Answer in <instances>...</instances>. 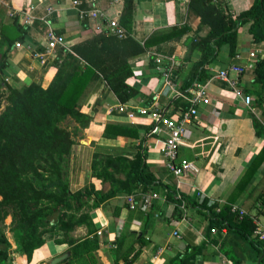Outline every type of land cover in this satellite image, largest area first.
I'll list each match as a JSON object with an SVG mask.
<instances>
[{"label":"crops","instance_id":"crops-1","mask_svg":"<svg viewBox=\"0 0 264 264\" xmlns=\"http://www.w3.org/2000/svg\"><path fill=\"white\" fill-rule=\"evenodd\" d=\"M222 1L233 16L248 9L253 3V0ZM81 2L84 7L82 9L97 8L102 16L84 22L69 0H0V34L7 25H11L14 16L18 23L22 22L29 4L34 7L30 14L31 26L23 41H15L8 47L0 36V62L5 63L0 75L11 87L20 88L34 81H40L45 87L51 81L54 73L52 64L56 57H49L44 64L32 58L33 51L45 45L48 29L62 35L65 45L71 49L105 32L111 20L119 19L123 8L122 0ZM180 27L185 30L167 41H157ZM198 27L199 18L189 6V0H136L129 34L133 42L126 44L121 55L134 52L140 46L145 48L143 53L127 60L132 75L126 82L139 91V97L120 104L103 80L92 81L79 100L82 111L91 118L88 126L76 132L77 124L71 119L67 120V129L73 132L74 141L68 167L70 192L78 191L86 184L94 152H122L129 150L126 148L131 143L135 146L139 143L126 137L103 138L107 124L138 129L139 138H143V147L147 149L148 170L156 177L157 185L151 192L148 191L155 195L150 205L136 199L134 209H120L118 216H115L112 208L122 207L125 196L121 195L91 210L97 233H101L99 238L102 243L96 252L97 264H112L107 252L108 245L126 232L139 233L144 237L141 248L138 244L134 245V250H139V254L131 264H171V260L183 254L187 248L203 243V252L191 264H224L229 260L221 248L232 249L240 264H259L252 246L239 240L233 233L226 235L224 229L220 232L225 241L223 246L219 245L222 241L220 239H217L219 244L211 242V233H207L210 237L207 240L205 232L208 218L204 211H198L184 201L176 205L167 200L166 186H170L178 199L181 195L190 198L201 196L219 205L227 203L263 144V139L254 135L251 117H255L264 126V69L261 77L254 72L255 62L264 61V44H254L248 33V25H244L239 29L236 58H228L224 46L210 65V77L205 84L211 105H198L196 118L186 126L177 158L179 162L185 161L191 167L179 177L166 169L162 155L166 130L151 110L156 108L161 115L170 117H177L181 112V108L174 109L167 102L177 94L175 80L178 73L186 76L188 69L200 58V54L195 51L187 58L191 40L197 34L205 36L208 33V27ZM150 41L153 43L150 44ZM250 53H254V57H250ZM155 58L161 59V64H156L153 61ZM163 62H167V69L162 66ZM230 65L244 68L241 74L230 73L228 78L243 86L244 95L251 97L249 106L235 95L228 82L219 77V73ZM164 74H168L172 80V88L163 79ZM141 108L147 109L149 113L141 115L138 112ZM129 112H133L134 118L127 116ZM157 127L159 131L155 132ZM261 193H264V164L259 167L246 190L233 197L231 202L232 207L249 215L254 224L264 228V207L260 206L259 199ZM175 207L179 210V217L173 216ZM85 234L84 227L72 233L75 238ZM61 238L62 233L59 231L47 233L44 245L33 252L29 264H48L51 259L67 251L66 245L55 243ZM126 242L130 243V240ZM13 262L10 259L7 264ZM119 264H123L122 259Z\"/></svg>","mask_w":264,"mask_h":264},{"label":"trees","instance_id":"trees-1","mask_svg":"<svg viewBox=\"0 0 264 264\" xmlns=\"http://www.w3.org/2000/svg\"><path fill=\"white\" fill-rule=\"evenodd\" d=\"M122 1L118 22L127 31V36L118 39L103 32L71 47L68 52L58 49L52 64L54 73L47 86L34 81L27 86L13 88L0 75V264H7L10 259L14 260L13 264H29L33 252L44 245V236L54 231L62 233V238L55 243L66 245L70 251V257L60 264H97L96 252L102 242L91 218V210L121 195L151 192L157 185L156 177L148 170L147 149L143 147L138 129L107 124L103 138L126 137L139 143L136 146L131 143L126 148L131 152H94L86 184L75 192L68 188L69 159L74 141L73 132L62 124L71 119L77 124L76 132L88 126L91 118L79 105L88 84L103 80L120 104L140 95L126 82L132 75L127 60L143 53L145 48L140 46L134 52L121 55L126 44L133 42L129 34L136 0ZM189 6L199 18L198 28L204 26L209 30L205 36L197 34L188 44L187 58L193 51L198 52L200 58L188 69L186 76L178 73L176 90L183 96H189L188 91L196 82L205 83L209 79L210 65L222 47L227 48L228 58H236L242 26L248 25L254 44H264V0H253L252 5L237 16L229 12L222 0H189ZM30 26V23H18L14 16L11 25L1 32V39L10 47L15 41H23ZM10 27H14L15 36L10 35ZM184 30L177 28L157 41H167ZM4 65L0 62V72ZM162 66L167 69V62ZM263 69L264 61L255 62L256 76L261 77ZM183 96L176 94L167 104L171 103L174 109L186 110L189 104ZM251 124L254 135L263 139V144L236 184L232 198L246 190L264 164V126L255 117H251ZM166 187L168 201L176 205L184 201L186 205L206 213L207 240L210 239L207 233H211V242L219 244L217 239H220L219 245L223 246L225 241L220 232L224 229L226 235L233 233L239 240L248 242L259 264H264V241L253 238L255 224L249 215L233 210L232 198L223 205L201 196L190 198L181 195L178 199L175 191L170 186ZM259 199L260 206L264 207V193L259 195ZM118 207L112 208L115 216L120 209H129L125 199L122 207ZM174 215L179 217L177 207ZM7 218H10L8 235L2 227ZM79 227H84L86 234L75 238L72 233ZM135 244L141 248L144 237L132 232L123 233L110 243L107 252L112 264H119L121 259L123 264H131L139 254V250H134ZM204 247L203 243L187 248L183 254L175 256L171 264L194 263ZM221 251L230 264H240L232 249L221 248ZM130 254L132 256L128 258Z\"/></svg>","mask_w":264,"mask_h":264},{"label":"built area","instance_id":"built-area-1","mask_svg":"<svg viewBox=\"0 0 264 264\" xmlns=\"http://www.w3.org/2000/svg\"><path fill=\"white\" fill-rule=\"evenodd\" d=\"M71 5L77 10L79 18L81 20H94L102 16V13L99 9H82L81 0H69ZM34 7L29 4L27 11L24 13L22 22L24 24H29L31 21L30 14L33 11ZM106 35L113 36L118 39L125 38L127 36V31L119 24L118 20H111L105 30ZM58 49H63L68 52L69 48L65 45V41L62 35L56 34L53 30L48 29L45 35V45L39 50H34L32 53V58L37 60L40 64H44L49 57H56ZM250 57H254V53L249 54ZM154 61L156 64H161V59L155 58ZM172 64V62H171ZM244 68L239 65H230L227 69L219 73V77L228 82L235 95L242 100V102L249 106L251 104V97L244 95L243 86L238 84L235 81H232L228 78L230 73L241 74ZM163 79L166 84L172 88L173 82L169 79L168 74L163 75ZM178 95L183 96L178 93ZM189 96H183L185 101L189 104L186 110H183L179 113L177 117H170L168 115H161V113L156 109L152 108L151 112L156 114L159 118L160 125L166 130V138L163 141L162 155L165 160L166 169L171 172L174 176L179 177L184 172H187L191 167L189 163L185 161H178V149L183 142V139L186 134V126L191 124L197 116V106L198 105H211V100L208 95L207 87L205 83L196 82L191 89L188 91ZM121 109V106H120ZM141 115H146L148 112L147 109L141 108L138 110ZM129 118H134L133 112H129L127 115ZM155 132L159 131V128L154 129ZM155 197L154 194L149 192L147 193H138L136 195L125 196V201L129 206V209H134L136 206V199L140 198L142 203L145 205H150L151 200ZM234 211L236 210L233 207ZM239 213H243L239 211ZM256 229L254 231L253 238L259 241H264V228L256 224ZM214 232V230H211ZM98 236H101V233H97ZM224 264H230L229 261H225Z\"/></svg>","mask_w":264,"mask_h":264},{"label":"water","instance_id":"water-1","mask_svg":"<svg viewBox=\"0 0 264 264\" xmlns=\"http://www.w3.org/2000/svg\"><path fill=\"white\" fill-rule=\"evenodd\" d=\"M139 236H141V234H139ZM69 257H70V251H65L61 255L56 256L53 259H51L48 262V264H60L62 261L66 260Z\"/></svg>","mask_w":264,"mask_h":264},{"label":"rangeland","instance_id":"rangeland-1","mask_svg":"<svg viewBox=\"0 0 264 264\" xmlns=\"http://www.w3.org/2000/svg\"><path fill=\"white\" fill-rule=\"evenodd\" d=\"M8 31H9V33H10V35L11 36H15V34H16V32H15V29H14V27H10L9 29H8ZM69 124V122L67 121V122H65L64 124H62V126H67ZM130 151V150H129ZM131 152V151H130ZM3 227V229L5 230V233L8 235V230H9V227H10V220L7 218L6 220H5V222H4V225L2 226Z\"/></svg>","mask_w":264,"mask_h":264}]
</instances>
